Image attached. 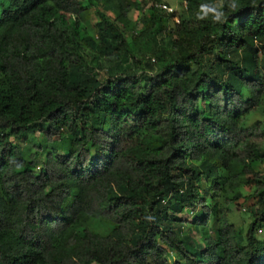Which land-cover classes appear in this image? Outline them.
I'll return each mask as SVG.
<instances>
[{"label":"trees","instance_id":"1","mask_svg":"<svg viewBox=\"0 0 264 264\" xmlns=\"http://www.w3.org/2000/svg\"><path fill=\"white\" fill-rule=\"evenodd\" d=\"M185 1L0 0V264H264V0Z\"/></svg>","mask_w":264,"mask_h":264},{"label":"rangeland","instance_id":"2","mask_svg":"<svg viewBox=\"0 0 264 264\" xmlns=\"http://www.w3.org/2000/svg\"><path fill=\"white\" fill-rule=\"evenodd\" d=\"M174 8H177L178 11L182 12L183 9L185 8V3L183 0H167ZM166 2V1H164ZM139 16L138 12H135L132 14L133 19H137ZM264 106L262 107L263 110ZM262 110L258 109L255 112H253V114L251 115V118L246 122L247 125H253L255 124L257 121H264V114L262 112ZM243 206L240 209L235 210L231 215H230V221L232 223H234L236 226L241 227L242 229H246L247 228V224L250 221V215L248 214V212L246 210H244V206L248 207L250 205L253 204V200L252 199H246L245 200H241L240 201Z\"/></svg>","mask_w":264,"mask_h":264},{"label":"built area","instance_id":"3","mask_svg":"<svg viewBox=\"0 0 264 264\" xmlns=\"http://www.w3.org/2000/svg\"><path fill=\"white\" fill-rule=\"evenodd\" d=\"M184 3H185V5L187 4V2L184 0ZM162 9H164V10H167L168 12H176V9L174 8V7H172V6H170V5H168V4H166V3H164V4H160L159 5ZM177 20V19H176ZM178 21V20H177ZM191 215V214H190Z\"/></svg>","mask_w":264,"mask_h":264},{"label":"clouds","instance_id":"4","mask_svg":"<svg viewBox=\"0 0 264 264\" xmlns=\"http://www.w3.org/2000/svg\"><path fill=\"white\" fill-rule=\"evenodd\" d=\"M184 1V0H183ZM164 3H166V4H168V5H170L168 2H164V0H163V3H160V4H164ZM160 4H158L157 6L159 7V8H161L159 5ZM170 6H172V5H170ZM173 7V6H172ZM162 9V8H161ZM176 9V12L178 11V9L177 8H175ZM162 10H164V9H162ZM165 11H167V10H165ZM168 12V11H167ZM169 13H172V12H169ZM173 13H175V12H173ZM178 20V17H174V20L175 21H177ZM191 216V215H190Z\"/></svg>","mask_w":264,"mask_h":264},{"label":"crops","instance_id":"5","mask_svg":"<svg viewBox=\"0 0 264 264\" xmlns=\"http://www.w3.org/2000/svg\"><path fill=\"white\" fill-rule=\"evenodd\" d=\"M164 1H166V2H168L167 0H164ZM169 3V2H168ZM170 4V3H169ZM171 5V4H170Z\"/></svg>","mask_w":264,"mask_h":264}]
</instances>
